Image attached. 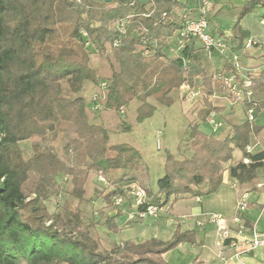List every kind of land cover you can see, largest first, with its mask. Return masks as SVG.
<instances>
[{
    "label": "trees",
    "instance_id": "16d2710c",
    "mask_svg": "<svg viewBox=\"0 0 264 264\" xmlns=\"http://www.w3.org/2000/svg\"><path fill=\"white\" fill-rule=\"evenodd\" d=\"M243 1L232 30L237 50L246 38L242 20L264 7V0ZM185 6L181 0H0V264H169L165 253L182 243H196L195 232L177 231L167 242L149 239L98 250L90 232L93 226L83 227L74 205L84 201L92 172L122 171L104 197L105 207L113 209L117 197L132 204V185L146 195L140 209L171 207L186 195H211L223 184L227 164L230 177L240 183L256 178L264 166V151L248 153L247 147L255 144L263 125L247 118L224 139L200 129L201 123L212 122L223 111L214 104L215 97L231 96L218 75L232 67L226 62L222 69L207 68L194 42L178 49L176 34L183 27L179 13ZM124 19L125 33H120L114 26ZM94 53L108 62L112 56L117 66L110 64L111 75L102 82L91 67ZM63 81L72 95L80 94L86 82L100 86L104 103L103 97L96 103L107 111L119 113L139 102L137 123L156 111L150 98L170 107L175 102L172 91L183 86L197 90L202 109L181 141L190 145V154L179 158L167 151L163 176L153 191L140 151L128 143L110 146L104 126L89 121L85 99L62 95ZM251 89L255 95L264 92V72L253 79ZM256 101L257 116L263 105ZM240 103L247 115L251 103ZM131 130V125L119 126V132ZM60 133L73 164L39 143L25 159L21 142L38 138L48 143ZM236 150L242 152L241 160H234ZM60 175L73 183L64 223L45 204L60 194ZM116 212L106 219V226L119 234L116 219L122 211Z\"/></svg>",
    "mask_w": 264,
    "mask_h": 264
},
{
    "label": "crops",
    "instance_id": "0c3cea01",
    "mask_svg": "<svg viewBox=\"0 0 264 264\" xmlns=\"http://www.w3.org/2000/svg\"><path fill=\"white\" fill-rule=\"evenodd\" d=\"M186 4L191 16L196 18L198 15V0H181ZM217 0H212V7L217 9ZM223 1V0H222ZM226 1V0H224ZM235 3L233 16L229 20L222 21L224 7L218 11L210 13V16H217L219 24L216 33L226 35L229 38V49L226 55L212 53L207 57L205 51L197 50L202 56L204 65L212 70L222 69L227 58L233 53L240 56L242 65L250 71L254 78L264 72V7H259L254 14H248L241 22L243 33L246 34V41L253 39L256 45L245 48L244 43L241 49H236L237 43L232 38L233 25L239 15L240 10L245 5L243 0H228ZM223 3V2H222ZM209 16V19H210ZM259 18V19H257ZM195 48H200L195 43ZM215 54V55H213ZM256 99L263 105L262 110L257 113L256 122L264 126V92L256 93ZM220 101L223 111L214 115L213 120H218L221 125H212V134L217 138H225L232 135L233 126L243 124L238 123L235 113L238 107L247 116L243 104L237 102L232 96L221 94L215 97ZM217 100L215 102H217ZM247 120V117L245 121ZM223 123L228 124V130L222 136L218 131L223 127ZM255 151H264V128L256 138ZM239 159V158H238ZM164 163L162 171L164 172ZM117 213V212H116ZM116 215V214H115ZM114 215V216H115ZM218 215L226 219L227 226L233 228V219L240 218L247 225L255 227L258 231L264 228V166L259 168L256 178L252 182L240 183L230 177L229 168L224 173L223 184L211 195L192 198L188 195L183 196L176 204L171 206L170 213H159L158 217L141 224L126 225L127 215H122L116 219V224L120 228L119 236L122 242L141 243L149 239L160 241H170L177 231L195 232L196 243L192 246L182 243L175 249L163 255L164 261L169 264H264V247L257 248L250 254L234 258L235 250L228 246L219 245V227L212 222L210 217ZM118 235V234H117Z\"/></svg>",
    "mask_w": 264,
    "mask_h": 264
},
{
    "label": "rangeland",
    "instance_id": "374dc122",
    "mask_svg": "<svg viewBox=\"0 0 264 264\" xmlns=\"http://www.w3.org/2000/svg\"><path fill=\"white\" fill-rule=\"evenodd\" d=\"M216 2L218 7L217 9L212 7L209 12V16L210 13L214 12V10L217 12L218 8L224 7L221 18L224 22L228 21V18H231L234 12H236L234 9L236 6L235 3L228 0H217ZM254 12L255 10L252 14H254ZM210 22L213 30H216L217 24H219L218 17L211 15ZM199 47L200 50H202L201 46ZM205 53L207 57H210L208 52ZM110 57L111 61L108 62L98 53H94L91 56V67L96 69L101 82L111 75V63L117 67L112 56ZM61 91L63 96L71 98L81 96L85 99L89 121L91 123L104 126L109 134L108 137L110 138V146L128 143L140 151L143 156L144 163L148 167L147 181L153 191L157 190V181L161 178V176H163L162 166L165 161L167 151L175 154L179 158H181V155L187 156L190 154V145L181 141L185 137L188 124L190 122L198 121V113L202 109V98L197 90L190 91L188 87L183 86L179 91H172L171 94L174 97L175 102L170 107L160 106L153 98H150L149 102L158 107L153 115L144 120L142 123H137L136 121L137 108L140 105L137 101H133L130 106L128 105L127 107L122 108L119 113L107 111L103 109V106L100 104L99 110H93L92 107L96 103L97 98L100 99V97H103L101 103H104L105 93L101 90L100 86L86 82L80 94L72 95L69 92L67 82L63 81L61 83ZM216 100L217 99H215V101ZM215 103L218 105L220 101L217 100ZM235 118L238 123L245 122L246 117L240 107L236 110ZM124 123L131 125V133L119 132V126ZM214 124L221 125L218 120L214 121ZM200 129L203 133L212 134L213 127L210 123H201ZM227 130L228 124L223 123V127L218 131V135L222 136L227 132ZM217 138L224 139L220 137ZM34 143H39L41 147L53 151L67 164L74 163L73 160L67 157L64 153L63 135L61 133L58 134L53 141L48 143L41 142L38 138L21 142L20 147L23 151L25 159H29L32 156ZM113 155L114 153H109V156ZM241 159L242 152L236 150L234 160L238 161ZM225 167L226 169L229 168V164L225 165ZM121 173L122 171H112L108 174L92 172L85 185L84 201L81 203L75 201L74 203V205L78 206L80 210L83 227L88 225L93 226L91 227L90 232L92 237L99 244L98 250L112 249L116 244L125 243L120 240L119 234L117 235L111 232L106 226V219L114 216L116 211L121 210L127 215L128 222L126 225L130 226L134 223L142 225L144 222H148V220L155 219L151 217H136V208L129 203L116 209H113L112 207H105L106 203L104 197L107 195V192L111 191V184L118 179ZM56 181L60 186V194L49 198L45 204L48 212H50L51 215H58L60 220L64 223V208H66L67 202L70 201L73 183L70 178L62 175L58 176ZM170 208V205L163 207L164 212L170 213Z\"/></svg>",
    "mask_w": 264,
    "mask_h": 264
},
{
    "label": "built area",
    "instance_id": "2783aa9c",
    "mask_svg": "<svg viewBox=\"0 0 264 264\" xmlns=\"http://www.w3.org/2000/svg\"><path fill=\"white\" fill-rule=\"evenodd\" d=\"M198 15L196 18L191 16L188 8L183 9L179 14L183 23V27L176 34V45L179 50H183L190 42L197 43L201 48L208 52L219 53L226 55L229 49V38L226 35H220L213 30L209 19V12L212 9V0H198ZM264 23V22H263ZM126 19L115 23V29L120 33H125ZM256 45V41L250 39L244 43L245 48H250ZM146 54L149 50H145ZM227 64L232 68L227 74H219L227 88V92L237 101H248L251 103V107L247 112V118L249 121L254 122L256 120L255 107L257 104L256 97L252 88V81L254 79L252 73L245 69L240 61V56L233 53L227 58ZM106 84H103L105 87ZM93 110H99V103H95L92 107ZM214 123V120H212ZM218 126V124H215ZM220 126V125H219ZM254 146H248L247 152L252 153ZM245 163H248V159H244ZM143 190L137 186L132 185L129 191L132 197V205L136 208L135 216L139 218L151 217L157 218L159 213L163 210V207L155 205H148L145 209H140L145 204L146 195ZM128 201L124 197H117L113 200L115 208L127 204ZM212 222L217 223L219 227V245L228 246L235 250V257L240 258L244 255L250 254L257 248L264 247V228L258 231L255 227L247 225L240 218L233 219L234 227L227 226L226 219L213 215L210 217Z\"/></svg>",
    "mask_w": 264,
    "mask_h": 264
},
{
    "label": "water",
    "instance_id": "95a60500",
    "mask_svg": "<svg viewBox=\"0 0 264 264\" xmlns=\"http://www.w3.org/2000/svg\"><path fill=\"white\" fill-rule=\"evenodd\" d=\"M106 2H110L111 0H105Z\"/></svg>",
    "mask_w": 264,
    "mask_h": 264
}]
</instances>
